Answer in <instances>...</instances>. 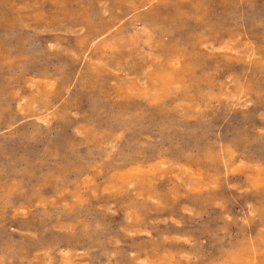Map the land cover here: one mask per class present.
Masks as SVG:
<instances>
[{
  "label": "rangeland",
  "instance_id": "374dc122",
  "mask_svg": "<svg viewBox=\"0 0 264 264\" xmlns=\"http://www.w3.org/2000/svg\"><path fill=\"white\" fill-rule=\"evenodd\" d=\"M0 264H264V0H0Z\"/></svg>",
  "mask_w": 264,
  "mask_h": 264
},
{
  "label": "bare ground",
  "instance_id": "6f19581e",
  "mask_svg": "<svg viewBox=\"0 0 264 264\" xmlns=\"http://www.w3.org/2000/svg\"><path fill=\"white\" fill-rule=\"evenodd\" d=\"M162 43V42H161ZM238 51V50H237Z\"/></svg>",
  "mask_w": 264,
  "mask_h": 264
}]
</instances>
